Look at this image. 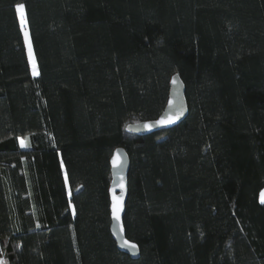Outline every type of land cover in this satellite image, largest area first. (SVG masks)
<instances>
[{
    "label": "trees",
    "instance_id": "trees-1",
    "mask_svg": "<svg viewBox=\"0 0 264 264\" xmlns=\"http://www.w3.org/2000/svg\"><path fill=\"white\" fill-rule=\"evenodd\" d=\"M175 73L186 117L128 133ZM263 188L264 0H0V264H264Z\"/></svg>",
    "mask_w": 264,
    "mask_h": 264
},
{
    "label": "water",
    "instance_id": "water-1",
    "mask_svg": "<svg viewBox=\"0 0 264 264\" xmlns=\"http://www.w3.org/2000/svg\"><path fill=\"white\" fill-rule=\"evenodd\" d=\"M188 113L185 84L178 73L171 78L169 98L163 112L155 119L130 123L126 130L136 135H147L180 123ZM112 182L110 186L111 232L117 247L132 258L140 257L137 242L126 235L124 216L128 198L130 158L124 147H117L111 157ZM117 215L119 219H117ZM135 245V247H132Z\"/></svg>",
    "mask_w": 264,
    "mask_h": 264
},
{
    "label": "rangeland",
    "instance_id": "rangeland-1",
    "mask_svg": "<svg viewBox=\"0 0 264 264\" xmlns=\"http://www.w3.org/2000/svg\"><path fill=\"white\" fill-rule=\"evenodd\" d=\"M18 12H19V16L21 18V22H22V24L24 26V29H25L27 47H28L29 53H30V55H31V57L33 59L32 69H33L34 73L37 74L38 71H37V68H36V65H35V61H34V57H33V53H32V48H31V44H30L29 34H28L27 29H26V22H25V19H24V10H23V13H21L20 11H18ZM21 140H23L25 142L24 139H21ZM259 200L261 202H264V188L260 192ZM1 264H5L3 259H1Z\"/></svg>",
    "mask_w": 264,
    "mask_h": 264
},
{
    "label": "snow or ice",
    "instance_id": "snow-or-ice-1",
    "mask_svg": "<svg viewBox=\"0 0 264 264\" xmlns=\"http://www.w3.org/2000/svg\"><path fill=\"white\" fill-rule=\"evenodd\" d=\"M17 7H18V11H20L21 13H23L24 5L23 4H20ZM20 144H21V147H26L27 146L23 140L20 141ZM117 219H119V216L118 215H117ZM132 247H135V245H132Z\"/></svg>",
    "mask_w": 264,
    "mask_h": 264
}]
</instances>
